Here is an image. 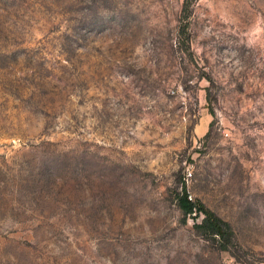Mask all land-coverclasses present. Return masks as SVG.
Masks as SVG:
<instances>
[{"label":"rangeland","instance_id":"374dc122","mask_svg":"<svg viewBox=\"0 0 264 264\" xmlns=\"http://www.w3.org/2000/svg\"><path fill=\"white\" fill-rule=\"evenodd\" d=\"M184 1L0 0V264H264V0Z\"/></svg>","mask_w":264,"mask_h":264},{"label":"trees","instance_id":"16d2710c","mask_svg":"<svg viewBox=\"0 0 264 264\" xmlns=\"http://www.w3.org/2000/svg\"><path fill=\"white\" fill-rule=\"evenodd\" d=\"M193 2L185 0L183 11L188 12ZM178 205L184 215H203L200 222H195V228L203 235L213 238L220 245L221 250H229L228 244L234 236L231 224L219 216L214 210L208 208L203 202L194 200L188 192L185 179L182 181V188L177 194Z\"/></svg>","mask_w":264,"mask_h":264}]
</instances>
